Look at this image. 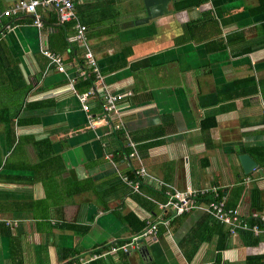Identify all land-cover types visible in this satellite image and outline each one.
<instances>
[{"label":"crops","instance_id":"1","mask_svg":"<svg viewBox=\"0 0 264 264\" xmlns=\"http://www.w3.org/2000/svg\"><path fill=\"white\" fill-rule=\"evenodd\" d=\"M17 1L0 0V11ZM165 9L138 24L143 0L75 4L101 75L90 112H102L103 95H123L111 114L121 130L88 126L76 21L60 23L49 8L41 29L29 15L4 19L14 28L0 41V264L214 263L219 234L201 209L160 225L136 251L93 258L138 235V221L166 218L161 191L144 184L141 195L119 181L138 165L126 159V132L155 179L178 191L218 186L229 209L264 215V0H170ZM43 50L61 55L65 71ZM243 154L257 163L249 174ZM263 255L264 238L230 235L222 259L259 264L247 258Z\"/></svg>","mask_w":264,"mask_h":264},{"label":"built area","instance_id":"2","mask_svg":"<svg viewBox=\"0 0 264 264\" xmlns=\"http://www.w3.org/2000/svg\"><path fill=\"white\" fill-rule=\"evenodd\" d=\"M79 1L82 0H18L12 7L0 11V41L5 36V32L14 28L12 23L5 24L4 19H9L15 16L19 17L21 15H29L32 17L33 25L41 29L44 22L40 9L49 8L56 12L60 23L66 24L76 21L74 26L75 41L85 48L87 62L96 73L97 80H101L96 60L93 57L90 48L86 44L85 34L87 32V27L77 21L75 4ZM42 52L58 71H65L64 60L61 55L53 53L49 50H43ZM79 75L86 78V72L82 69L79 70ZM77 96L82 103L83 110L87 114L88 126L90 128L95 129L98 126H112L111 114L117 111V107L122 101L123 95H103L101 97L102 110L104 111L102 116H95L90 112L89 99L97 96V91L95 89L92 88L83 94L78 93ZM261 100L264 109V98ZM112 127L117 130H121L122 128L120 124H115ZM126 139L128 141L127 146L132 149L131 153L126 156V159L129 160V162L131 161L130 159H135L138 161V165L133 170V177L128 176V174H121L119 175V178L123 183L128 185L134 193L137 194L143 195L142 187L144 184L150 185V187H154L158 191H163V195L166 200L163 203H159L158 206L164 216L171 213V219H173L175 217L194 212L197 209H201L203 210V213L210 216L212 220L227 227L231 236H238L240 231H250L258 238L264 236V215H251L250 217L255 218L259 223L250 225L248 220L250 217L244 216L238 209H229L226 206L227 195L218 186L187 189L185 191L172 189L170 185L164 181L155 179L150 175L147 167L143 163L141 154L138 152L137 144H135L127 132ZM171 219L161 217L156 221L147 220V225L143 231L133 237L130 241L122 244L115 243L109 247L108 251L103 254H96L93 258L106 257L107 255L117 254L120 252L129 254L132 251H136L139 247L140 240L155 238L158 234L159 226H169Z\"/></svg>","mask_w":264,"mask_h":264},{"label":"trees","instance_id":"3","mask_svg":"<svg viewBox=\"0 0 264 264\" xmlns=\"http://www.w3.org/2000/svg\"><path fill=\"white\" fill-rule=\"evenodd\" d=\"M80 48H82V47H80ZM81 50V49H80ZM87 60V59H86ZM80 63L82 64V70H84L85 72H86V78H83L84 79V83L86 84V86H87V88H93L92 86H93V84L97 81L96 79V73L94 72V70H93V68L88 64V66H85V62H84V60H81L80 61ZM100 102V104H101V106H102V99H101V101H99ZM104 114V111L102 110V112L99 114V115H97V116H102ZM106 114V113H105ZM112 125H113V123H112ZM131 148V147H130ZM130 148L127 150V152H126V154L128 153V154H130L129 153V150H130ZM132 150V149H131ZM138 152L140 153V151H139V149H138ZM122 154V153H121ZM141 154V153H140ZM132 162H134V163H136V165L138 164V161L137 160H135V159H130ZM132 172H129L128 173V176H130V177H133L134 176V173H133V170H131ZM119 181L120 182H122L121 180H120V178H119ZM123 183V182H122ZM161 194L163 195L164 194V192L162 191L161 192ZM164 196V195H163ZM165 198H164V202H165ZM188 214H190V213H188ZM188 214H185V215H183V216H181V217H185L186 215H188ZM166 216V218H172V214H168V215H165ZM181 217H176V218H173V219H171V222H170V224L172 225H179L180 223H181V220H182V218ZM210 217V216H209ZM209 217L207 216V219L206 220H208L209 219ZM211 218V217H210ZM249 222H250V225H254V224H258L259 222L255 219V218H253V217H250L249 219ZM214 221V220H213ZM214 224H213V226L212 225H209L208 223H206V228L207 229H213L214 230V232H218V237H219V239H218V244H216V247H215V249H213V251L215 252V254H214V263L213 264H223L224 262H223V259H222V252H223V250H226L227 248H228V236L230 237V234H229V231H228V229H227V231H226V229L223 227V226H221V224H219V223H217V222H213ZM10 224V223H9ZM11 225V224H10ZM146 223H144V222H139L138 221V225H137V227L135 228V229H137V231L140 233L141 231H143V229L146 227ZM263 226V225H262ZM216 227H218V229L216 228ZM215 228V229H214ZM223 229H225V231H223ZM205 233V232H204ZM211 234V233H210ZM238 236H240L241 238H242V240L244 241V242H246L248 245H255V244H257L259 241H260V239H262V238H264V236H262V237H255L254 235H253V233L252 232H250V231H240L239 232V234H238ZM237 236V237H238ZM207 240H209V238L207 239ZM186 243H188L187 245L191 248V251L193 252V253H195L196 254V252H197V250H198V244H195L194 242L193 243H191L190 241L189 242H186ZM122 244V243H121ZM109 249V248H108ZM194 257V256H193ZM192 257V258H193ZM191 258V259H192ZM248 260V262H253V261H256L257 260V262H259V264H264V255L263 256H259V257H255V256H250V257H248L247 258ZM256 259V260H255ZM95 262H93L92 264H94ZM224 264H227L226 262L224 263ZM249 264V263H248Z\"/></svg>","mask_w":264,"mask_h":264},{"label":"water","instance_id":"4","mask_svg":"<svg viewBox=\"0 0 264 264\" xmlns=\"http://www.w3.org/2000/svg\"><path fill=\"white\" fill-rule=\"evenodd\" d=\"M144 1V6L147 12V17L137 21L138 24H143V23H147L148 21H150L151 19L157 18L160 15H162L163 13L166 12V4L170 1V0H143ZM240 161L241 164L243 165L244 168V172L246 174L251 173L252 171H254L257 168V163L252 159V157L248 154H243L240 157ZM140 242H143V240H141ZM142 253V251H141ZM39 256V254H38ZM42 261L40 262V260L38 261V264H41Z\"/></svg>","mask_w":264,"mask_h":264},{"label":"rangeland","instance_id":"5","mask_svg":"<svg viewBox=\"0 0 264 264\" xmlns=\"http://www.w3.org/2000/svg\"><path fill=\"white\" fill-rule=\"evenodd\" d=\"M82 104V103H81Z\"/></svg>","mask_w":264,"mask_h":264}]
</instances>
